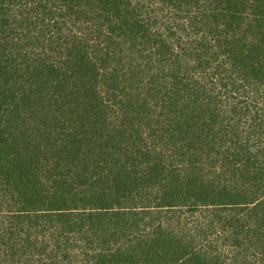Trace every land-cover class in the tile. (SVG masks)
Masks as SVG:
<instances>
[{
	"label": "trees",
	"instance_id": "obj_1",
	"mask_svg": "<svg viewBox=\"0 0 264 264\" xmlns=\"http://www.w3.org/2000/svg\"><path fill=\"white\" fill-rule=\"evenodd\" d=\"M0 264H264V0H0Z\"/></svg>",
	"mask_w": 264,
	"mask_h": 264
}]
</instances>
